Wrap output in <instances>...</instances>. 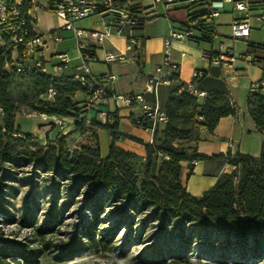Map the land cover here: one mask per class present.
Returning <instances> with one entry per match:
<instances>
[{"label":"trees","instance_id":"16d2710c","mask_svg":"<svg viewBox=\"0 0 264 264\" xmlns=\"http://www.w3.org/2000/svg\"><path fill=\"white\" fill-rule=\"evenodd\" d=\"M202 2L188 5L194 8L189 19L207 41L212 31L210 22L199 19L209 11L208 8L198 10ZM129 11L141 18L135 9ZM249 47L254 53L260 45L249 44ZM202 73L194 80L203 79L206 74ZM177 77L178 74L173 73L170 79L175 81ZM16 80L25 81L33 98L39 101L34 108L37 113L73 117L75 130H85L74 101V95L84 92L83 88L71 78H54L37 68L17 72L10 54L0 50V264L37 262L38 251L10 238L1 222V217L8 214L9 178L23 169H29L32 177L40 175V185L52 191L55 197L61 192L66 194L67 201L83 197L86 210L92 215L86 230L96 229L99 216L109 211L117 214L119 226L145 217L162 233L180 242L199 240L207 246L218 243L225 251H242V262L264 256V142L257 157L241 152L216 157L234 169L220 175L200 197L188 194L181 183L182 163L190 164V174L191 163L206 159L196 154L195 147L187 145L198 140L202 129L211 133L220 118L237 112L225 94L210 92L201 97L203 102L200 103L199 96L187 92L185 85L175 87L162 106L166 122L154 127L152 142L143 144L137 138H130L144 145L142 162L137 155L116 147L115 125L107 123L102 127L111 130V142L105 158L100 155L98 143L71 150L66 147L64 136L47 140L45 144L34 142L32 135L21 132L15 125L18 109L11 91ZM49 90L54 92L52 98H48ZM110 95L107 92V97ZM246 105L256 130L264 134V93L248 95ZM147 125L142 124L151 128ZM52 219L35 228L36 235L43 241L41 252L49 249L46 235L58 224L53 216ZM78 236L76 233L70 240H60L53 245L59 253L57 259L69 257L76 250ZM100 239L109 242L103 235Z\"/></svg>","mask_w":264,"mask_h":264},{"label":"crops","instance_id":"0c3cea01","mask_svg":"<svg viewBox=\"0 0 264 264\" xmlns=\"http://www.w3.org/2000/svg\"><path fill=\"white\" fill-rule=\"evenodd\" d=\"M38 1V6L31 10L30 14L34 17L35 32L46 34L48 37L46 47L42 51L45 65L43 73L54 78H72L77 68L84 62L79 56L76 40L71 31L62 32V34L60 32V39L53 40L61 21L47 9L46 0ZM243 1L248 4L246 12L235 10L234 5L231 11H228L226 5L233 3H225L216 18L208 20L206 15L199 18L211 24L212 35L209 40L202 39L201 33L197 29H192L191 40H174L169 47L165 46V38L171 28L185 29L192 26L189 14L194 12V8L190 9L187 3L171 4L165 8L162 2L155 0H126L121 3L122 8L135 9L140 13V17L143 13L150 14V18L142 25L133 28L120 27L113 23L112 14L94 15L76 24L78 28L86 31L87 34L82 40L94 51L98 59L96 62H87L92 77L97 80L110 74L114 77L112 81L103 82L111 95L141 94L148 103L152 104L156 101L162 108L175 87L180 84L185 86L193 84L197 92L225 94L230 104L237 109L236 114L220 118L211 133L204 129L198 132V140L192 146L195 147L197 155L206 157L205 160L191 163L190 174H188L190 164L182 163L181 183L185 191L195 197H200L209 190L220 175L233 171V166L216 157L236 152L257 157L260 154L261 144L264 142V134L256 130L254 122L248 115L246 105L249 86L264 76V47H262L264 43L257 44L260 47L255 48L254 53L249 47V44H255L249 42L252 30L258 25H264V22L258 19L259 13L264 11V0ZM207 2L203 0L198 10L207 9ZM222 13L226 15L221 16ZM133 16L138 18L135 12ZM221 17L224 18L220 19ZM235 19H245L250 24L251 30L248 37L243 39L231 37L230 25ZM221 25L228 26L230 41H225L219 35ZM106 31L109 35L102 44L98 43L96 36L92 35H99ZM129 34L135 40V45L131 49H127ZM216 37L219 38L217 44L214 43ZM225 46L228 49H225ZM109 52L124 54L126 59L107 64L102 59L104 54ZM59 53H67L70 58L61 70L57 68L56 55ZM219 53L223 55L229 53L234 55L235 59L222 66L213 64L209 58L204 56L205 54L216 56ZM241 54L253 55L254 61L239 58ZM166 57L169 62L178 66L177 80H171L169 84H158L151 91L146 90L150 76L164 74L163 71L156 73V68L162 65ZM195 71L204 72L206 76L196 81L192 77ZM111 95L106 101L93 105L86 104L85 91L74 95V101L79 110L78 118L85 126L84 132L75 130L76 119L73 117L32 113L30 116L34 119L30 122L28 134L33 137L37 136L36 143L38 144H45L47 140L53 141L62 136L65 139L85 137L86 143L73 145L71 150H79L83 146H94L98 143L100 155L105 158L111 142V130L102 127L107 123L115 125L118 136L115 141L116 147L137 155L143 162L145 159L144 145L130 138H137L143 144H150L152 130L150 127L145 128L137 123V119L142 115L138 104L117 108ZM199 101L203 102L200 96ZM16 117L15 125L21 129Z\"/></svg>","mask_w":264,"mask_h":264},{"label":"rangeland","instance_id":"374dc122","mask_svg":"<svg viewBox=\"0 0 264 264\" xmlns=\"http://www.w3.org/2000/svg\"><path fill=\"white\" fill-rule=\"evenodd\" d=\"M232 7L233 4H227L226 10L231 11ZM225 15L222 13L221 16ZM228 30V26H220L219 35L225 41H230ZM58 32L61 35L67 31ZM218 40L216 37L214 43L217 44ZM249 42L264 43V25L252 30ZM11 97L17 105L16 121L20 130L28 133L30 122L34 119L30 114L37 113L34 108L39 101L33 98L23 80L13 82ZM37 140L38 137H34V142ZM64 142L67 148L72 149L73 145L86 143L87 140L85 137H74L64 139ZM192 145L193 142L187 146ZM39 179L40 175L32 177L29 169L13 173L9 178L8 214L1 217L3 230L10 238L38 251L35 264H264V256L242 262V251H225L218 243L207 246L199 240L180 242L162 233L155 223L145 217L119 226L117 214L108 211L99 216L96 229L86 230L92 215L86 210L83 197L67 201L64 192L55 197L52 191L40 185ZM52 216L58 224L54 225L52 233L46 235L49 249L41 252L44 245L35 228L52 222ZM76 233L79 235L76 250L69 257L57 259L59 253L53 245L60 240H70ZM102 235L109 240L108 243L100 239Z\"/></svg>","mask_w":264,"mask_h":264},{"label":"built area","instance_id":"2783aa9c","mask_svg":"<svg viewBox=\"0 0 264 264\" xmlns=\"http://www.w3.org/2000/svg\"><path fill=\"white\" fill-rule=\"evenodd\" d=\"M126 0H46L47 9L52 12L61 23L56 29V34L53 36L54 41L60 39L59 30L71 31L75 40L76 47L79 52L80 58L84 61L82 65L77 68L75 75L71 80L77 83L86 92V104L93 105L98 102H104L107 100V90L103 82L112 81L113 75H107L97 80L92 77L87 62H96L98 59L94 51L83 42L86 31L75 26L77 21L97 15L102 16L105 14H112V22L120 27L133 28L142 25L150 14L143 13L141 18H136L133 14L121 7V3ZM156 2H162L164 7L167 8L171 4L180 3H195L198 4L201 0H155ZM207 8L209 9L208 20L216 18L222 10L225 3H233L234 9L241 12L248 10V4L243 0H207ZM39 4L38 0H0V50L9 53L11 62L15 65L17 72H31L32 69L37 68L41 72L45 71V65L42 57V51L47 44V35L38 34L34 30V17L30 14V11L35 9ZM258 19L264 22V11H261L258 15ZM194 29L192 26L185 29L171 28L167 37L165 38V46L169 47L174 40H191L192 32ZM250 24L245 19H235L230 25V35L233 39H243L250 35ZM96 36L98 43L102 44L109 32L106 31ZM129 44L127 49H131L135 45L134 38L129 34ZM225 49H228L225 46ZM205 57L209 58L213 64L222 65L226 62H232L235 59L234 55L217 54L216 56L205 54ZM58 59V70L69 62L70 58L67 53H59L56 55ZM241 59H248L254 61V56L251 54L239 55ZM126 59L124 54L120 53H105L103 56V62L107 64H113L121 62ZM6 69L8 66L6 65ZM164 72L163 75H152L148 78V84L146 90L151 91L158 84H169L171 82L170 76L173 73L178 72V66L169 62L168 58H164L162 65L156 68V73ZM203 73L195 71L192 77L199 78ZM180 88L179 91H182ZM185 90L190 94L197 96H205L204 92H197L193 84L186 86ZM264 93V76L252 83L248 88V95L255 92ZM54 92L49 90L48 98H52ZM114 104L118 108L120 106H131L132 104H138L142 111V115L137 119V123L142 125L148 123L153 131L157 125L164 124L166 122V115L162 108L155 101L154 103H148L141 94L132 95H115L112 94Z\"/></svg>","mask_w":264,"mask_h":264}]
</instances>
